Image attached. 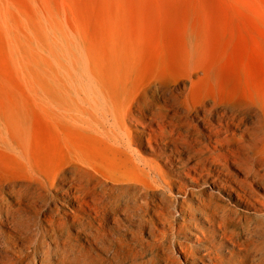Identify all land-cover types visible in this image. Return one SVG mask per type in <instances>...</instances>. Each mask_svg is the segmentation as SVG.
<instances>
[{
  "label": "rangeland",
  "instance_id": "obj_1",
  "mask_svg": "<svg viewBox=\"0 0 264 264\" xmlns=\"http://www.w3.org/2000/svg\"><path fill=\"white\" fill-rule=\"evenodd\" d=\"M10 182L41 192L33 206L94 263L117 239L126 264H200L223 204L229 230L240 218L264 238V0H0ZM109 196L122 211L100 220L85 201Z\"/></svg>",
  "mask_w": 264,
  "mask_h": 264
},
{
  "label": "bare ground",
  "instance_id": "obj_2",
  "mask_svg": "<svg viewBox=\"0 0 264 264\" xmlns=\"http://www.w3.org/2000/svg\"><path fill=\"white\" fill-rule=\"evenodd\" d=\"M250 174L254 178L258 177L254 171H251ZM63 180L68 183L73 181L82 186L79 176H74L72 179L64 177ZM47 181L48 183H44L46 191L52 189L58 182L56 178H47ZM7 186L6 190L0 187V244L10 254L0 251V264H126V253L121 249L126 248L127 251L133 253L132 250H128L129 246L122 240H108L109 246L105 247L108 257L104 260L99 259L97 263L90 262L83 257L79 245L73 243L71 238L61 235L64 219L59 212L48 208L47 211L40 213L33 206L37 202H43L41 192L32 191L27 186H17L14 182H10ZM240 191L242 194L233 191L236 198L245 199L244 185H241ZM70 192H74V190L71 189ZM100 199L89 201L88 198L85 201L87 208L98 219L105 220L108 213L115 216L119 210L122 211L119 196H109L107 199H102L103 201ZM208 201L209 203L214 202L212 197ZM202 203L203 206H206L205 201ZM128 205L123 208V212L125 211L127 216L133 220H141L140 224L136 225V228L141 230L145 218L142 214L137 213L140 207L131 209ZM155 206L157 207V204ZM262 206L264 207V204ZM216 208L223 210V228L219 225V233L212 234L211 238L206 239V242L213 248L208 249L206 254L197 261L200 264H205V261H208V264H264V238H258L249 232L247 222L241 223L240 218H238V228L229 230L225 226L224 220L230 217L234 226L237 225V220L232 216L233 210L224 204ZM208 221L215 224L213 217H209ZM2 227L10 229V234L3 232ZM137 234L138 232H131L133 238H136ZM242 234L246 235L244 243L241 242ZM87 237L89 240L97 241L100 238L99 231L95 236ZM226 241L231 245V249H225ZM221 244H223V253L220 252ZM215 250H218L217 254Z\"/></svg>",
  "mask_w": 264,
  "mask_h": 264
}]
</instances>
